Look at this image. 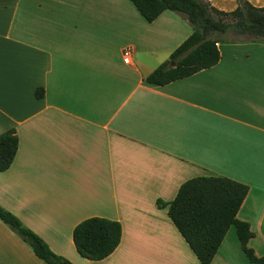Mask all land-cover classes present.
Returning <instances> with one entry per match:
<instances>
[{
  "label": "crops",
  "instance_id": "crops-1",
  "mask_svg": "<svg viewBox=\"0 0 264 264\" xmlns=\"http://www.w3.org/2000/svg\"><path fill=\"white\" fill-rule=\"evenodd\" d=\"M191 31L181 13L148 22L130 0H0V133L18 136L0 205L55 254L73 264H201L156 201L190 178L226 176L249 188L237 217L264 255V40L223 35L215 65L147 83ZM89 217L121 225L101 260L73 242ZM248 262L231 226L210 264ZM0 264L46 263L0 219Z\"/></svg>",
  "mask_w": 264,
  "mask_h": 264
},
{
  "label": "trees",
  "instance_id": "trees-1",
  "mask_svg": "<svg viewBox=\"0 0 264 264\" xmlns=\"http://www.w3.org/2000/svg\"><path fill=\"white\" fill-rule=\"evenodd\" d=\"M130 1L148 22L169 10L184 15L192 30L169 59L145 78L150 84L164 85L215 65L220 59L216 43L226 33L264 40V7H256L248 0H237V7L230 12L215 8L208 0ZM43 95L42 88H35L36 98ZM17 149L15 129L0 133V172L10 167ZM248 189L246 184L226 176H197L186 180L171 201L157 200L156 203L167 207L169 218L201 264H210L231 226L246 258L252 263L264 264V255L258 256L248 245L253 236L249 223L237 217ZM0 219L46 264H73L55 254L39 235L1 205ZM121 233L118 221L89 217L74 227L72 238L82 257L101 260L118 246Z\"/></svg>",
  "mask_w": 264,
  "mask_h": 264
},
{
  "label": "rangeland",
  "instance_id": "rangeland-1",
  "mask_svg": "<svg viewBox=\"0 0 264 264\" xmlns=\"http://www.w3.org/2000/svg\"><path fill=\"white\" fill-rule=\"evenodd\" d=\"M223 37H225L228 40H232V39H243L247 36H237L232 32L226 33ZM233 227V226H232ZM234 228V227H233ZM235 229V228H234ZM261 245H263V243H260V245H256L258 248H262ZM260 246V247H259ZM250 247V246H249ZM241 250V248H240ZM254 250V249H253ZM245 256V255H244ZM243 257V256H242ZM246 257V256H245ZM249 264H259V263H252V262H248Z\"/></svg>",
  "mask_w": 264,
  "mask_h": 264
},
{
  "label": "built area",
  "instance_id": "built-area-1",
  "mask_svg": "<svg viewBox=\"0 0 264 264\" xmlns=\"http://www.w3.org/2000/svg\"><path fill=\"white\" fill-rule=\"evenodd\" d=\"M131 54L132 48L130 46H126L122 49V57L125 63H128L130 61Z\"/></svg>",
  "mask_w": 264,
  "mask_h": 264
}]
</instances>
